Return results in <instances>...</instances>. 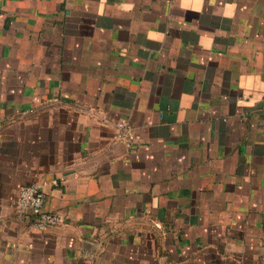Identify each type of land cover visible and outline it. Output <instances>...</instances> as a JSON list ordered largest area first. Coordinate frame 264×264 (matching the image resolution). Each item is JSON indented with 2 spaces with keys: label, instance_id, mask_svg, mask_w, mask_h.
I'll use <instances>...</instances> for the list:
<instances>
[{
  "label": "crops",
  "instance_id": "0c3cea01",
  "mask_svg": "<svg viewBox=\"0 0 264 264\" xmlns=\"http://www.w3.org/2000/svg\"><path fill=\"white\" fill-rule=\"evenodd\" d=\"M0 264H264V0H0Z\"/></svg>",
  "mask_w": 264,
  "mask_h": 264
},
{
  "label": "built area",
  "instance_id": "2783aa9c",
  "mask_svg": "<svg viewBox=\"0 0 264 264\" xmlns=\"http://www.w3.org/2000/svg\"><path fill=\"white\" fill-rule=\"evenodd\" d=\"M115 126V139L122 142L128 149H133L136 144V134L132 123L128 120H118ZM45 202L46 193L40 184L30 183L21 187L17 209L22 217H27L38 231L60 227L64 223L61 214L45 208Z\"/></svg>",
  "mask_w": 264,
  "mask_h": 264
}]
</instances>
